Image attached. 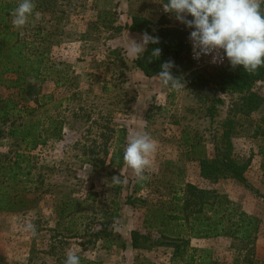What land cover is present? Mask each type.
Listing matches in <instances>:
<instances>
[{
	"label": "rangeland",
	"instance_id": "rangeland-1",
	"mask_svg": "<svg viewBox=\"0 0 264 264\" xmlns=\"http://www.w3.org/2000/svg\"><path fill=\"white\" fill-rule=\"evenodd\" d=\"M34 3L40 18L29 17L18 30L34 42V49L46 50L60 62L65 72L64 84L57 86L50 79L45 87L62 101L52 111L63 118V135L33 151L28 208L0 212V256L10 264H64L66 253L73 250L87 264H187L196 248L195 264H203V255L212 264H232L245 253L240 240L226 235L193 237L184 220L172 218L182 213L175 195L193 182L227 194L234 206L259 218L255 256L264 261V176L258 154L264 137L253 135L256 126H263L264 81L252 87L261 98L260 106L249 110L239 93L187 87L175 91L156 77L145 76L124 52L128 38L139 40L141 35L127 26L132 16L157 21L165 15L172 24L183 25L164 13L156 0ZM0 91L7 92L3 87ZM228 119L236 126L234 155L251 158L246 176L252 187L232 178L211 182L192 159L193 143L199 144L201 155H214ZM0 126L8 131L10 124L0 119ZM136 131L147 132L157 144L145 170L149 179L141 188L126 164L111 165L117 149L124 152L128 137ZM19 149L15 138L8 134L0 138V152ZM120 174L127 182L112 185L111 177ZM137 197L143 202L127 201ZM116 210L118 216L111 219ZM26 222L36 225V236L24 231ZM133 229L152 240L188 238L191 247L180 257L173 247L156 243L134 248Z\"/></svg>",
	"mask_w": 264,
	"mask_h": 264
},
{
	"label": "trees",
	"instance_id": "trees-1",
	"mask_svg": "<svg viewBox=\"0 0 264 264\" xmlns=\"http://www.w3.org/2000/svg\"><path fill=\"white\" fill-rule=\"evenodd\" d=\"M167 2V0H165ZM18 4L13 0H0V87L7 90L0 91V119L9 123L6 131L0 126V138L5 134L15 138L20 147L14 152H0V212H14L26 210L29 206L28 193L31 188L27 182L32 178L31 159L39 146H43L50 139L61 138L63 135V118L55 108L62 105L54 93L45 90L46 82L53 79L58 86L64 84L65 72L47 53L46 50L34 49V42L21 36L19 30L12 25V10ZM264 8V5H262ZM191 19V17H189ZM131 31L143 33L160 38L159 44H149L146 52L134 59L137 68L146 76L155 77L161 71V65L172 60L175 66L173 75L182 79L185 87L210 91H222L241 94L243 105L249 110L257 109L261 98L252 91L258 81H264V67L255 74L244 72L242 66L232 69L229 62L213 69H198L189 58L188 37L190 29L184 25H174L162 15L157 21L144 15H134L127 24ZM155 48H160L161 55L149 57ZM215 101L222 102L221 98ZM33 102V104H30ZM215 104L211 105L210 115L214 118ZM53 110V111H52ZM234 121L228 119L224 122L220 140L215 144V153L212 157L201 155L198 143H193L191 148L192 159L200 165V174L211 182L222 178H232L245 186L252 187L246 171L251 163V158L240 160L234 155L232 136L236 126ZM263 126L254 128V136L264 137ZM258 154L261 156V167L264 176V140L259 146ZM111 165L122 167L123 149L119 147L113 156ZM138 187H142L139 184ZM256 190V189H255ZM183 193L175 195L181 203V214H173V219H182L189 226L193 237H210L226 235L235 237L243 243L242 250L232 264H264L255 256V238L259 230V218L249 215L246 211L238 209L227 194L216 189L201 187L193 182H188ZM257 191V190H256ZM264 197V196H263ZM130 203L143 202L141 198H128ZM118 216V211L111 213V219ZM106 228V224H103ZM104 228V229H105ZM97 233H102L99 230ZM152 241V242H151ZM151 243V244H150ZM171 246L174 255L183 256L189 252L190 239L181 237L156 238L140 233L139 230L131 231V244L134 248H147L154 244ZM196 248L187 264H195ZM82 264H87L80 258ZM201 263L212 264L213 261L203 255ZM0 264H10L0 256Z\"/></svg>",
	"mask_w": 264,
	"mask_h": 264
},
{
	"label": "clouds",
	"instance_id": "clouds-1",
	"mask_svg": "<svg viewBox=\"0 0 264 264\" xmlns=\"http://www.w3.org/2000/svg\"><path fill=\"white\" fill-rule=\"evenodd\" d=\"M162 5L164 13L190 29L188 39L192 45L193 58L211 57V63H223L225 59L234 70L242 66L244 72L255 74L264 67V0H156ZM34 0H20L12 10V25L23 28L29 17L40 18L35 11ZM191 17V19H189ZM124 49L131 59H139L149 44H159L158 36L148 31L141 33L139 40L128 38ZM161 49L155 48L152 57H159ZM174 61L167 60L155 76L162 86L179 91L185 88L181 78L173 75ZM157 144L147 132L136 131L130 134L123 152L125 164L133 171L136 180L144 184L149 177L145 170L150 166V157L156 152ZM120 175L111 177L112 185L126 183ZM24 231L31 236L37 235L36 225L26 222ZM64 264H80L77 252L69 250Z\"/></svg>",
	"mask_w": 264,
	"mask_h": 264
},
{
	"label": "built area",
	"instance_id": "built-area-1",
	"mask_svg": "<svg viewBox=\"0 0 264 264\" xmlns=\"http://www.w3.org/2000/svg\"><path fill=\"white\" fill-rule=\"evenodd\" d=\"M188 46H189V58L192 61V63L194 64L195 68H198V69H203V68L213 69V68L220 67V66H223V65L228 63L227 59H225L223 61V63H215V64L211 63V57H209V56H204V57H201L199 60H196V59L193 58L192 45H191V41L189 39H188Z\"/></svg>",
	"mask_w": 264,
	"mask_h": 264
},
{
	"label": "crops",
	"instance_id": "crops-1",
	"mask_svg": "<svg viewBox=\"0 0 264 264\" xmlns=\"http://www.w3.org/2000/svg\"><path fill=\"white\" fill-rule=\"evenodd\" d=\"M131 31V30H130ZM131 32H134V33H136L135 31H131ZM137 68V67H136ZM139 69V68H138ZM141 72H143L141 69H139ZM144 73V72H143ZM145 75V74H144ZM146 76V75H145ZM148 77V76H147ZM123 99H125L124 98V96H123Z\"/></svg>",
	"mask_w": 264,
	"mask_h": 264
}]
</instances>
